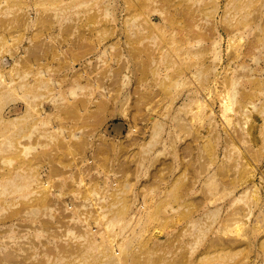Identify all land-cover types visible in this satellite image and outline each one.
<instances>
[{"label":"rangeland","instance_id":"obj_1","mask_svg":"<svg viewBox=\"0 0 264 264\" xmlns=\"http://www.w3.org/2000/svg\"><path fill=\"white\" fill-rule=\"evenodd\" d=\"M263 222L264 0H0V264H264Z\"/></svg>","mask_w":264,"mask_h":264},{"label":"bare ground","instance_id":"obj_2","mask_svg":"<svg viewBox=\"0 0 264 264\" xmlns=\"http://www.w3.org/2000/svg\"><path fill=\"white\" fill-rule=\"evenodd\" d=\"M237 212H238V211H237ZM250 212H251V211H250ZM250 212H249V213H250ZM251 213H252V212H251ZM244 214H245V213H244ZM246 215H247V214H246ZM246 217H247V216H246ZM235 218H236V217H235ZM237 219H238V218H237ZM233 220H234V218H233ZM230 221H231V220H230ZM236 221H237V220H236ZM241 222H242V221H241ZM241 222H240V223H241ZM242 223H243V222H242ZM263 223H264V222H263ZM238 224H239V222H238ZM258 226H259V225H258ZM259 227H260V226H259ZM260 228H261V227H260ZM257 230H258V229H257Z\"/></svg>","mask_w":264,"mask_h":264}]
</instances>
